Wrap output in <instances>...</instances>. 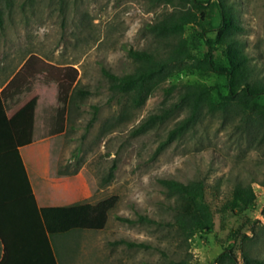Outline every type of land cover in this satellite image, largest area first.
<instances>
[{"label":"rangeland","instance_id":"1","mask_svg":"<svg viewBox=\"0 0 264 264\" xmlns=\"http://www.w3.org/2000/svg\"><path fill=\"white\" fill-rule=\"evenodd\" d=\"M228 2L235 6L243 27L236 37L255 76L264 80V0ZM172 9L157 0H0V90L31 53L79 70L66 131L48 140L47 147L35 149L34 175L42 174L58 187L62 180L73 181L82 173L93 183V202L118 195L103 229H73L52 236L60 264L169 260L211 264L225 249H232L240 261L242 249L264 260L263 128L251 131L250 122L240 115L218 111L171 138L170 130L188 113L181 108L164 121L139 129L149 115L177 100L183 83L219 84L224 89L226 78L180 74L138 108L129 95L115 89L112 75L122 76L134 68L128 48L153 46L146 25ZM171 83L178 84L172 92L167 90ZM45 86L38 80L34 90ZM80 88L89 93L80 96ZM50 93L47 90L46 95ZM32 104H25V109ZM26 110L12 116L13 124L29 119ZM15 130L23 144L26 134L16 125ZM114 164L113 179L104 182ZM161 178L205 182L206 198L215 213L212 232L187 238L178 230L177 201ZM239 183H252L256 200L250 209L234 214L224 204ZM1 252L0 244V256Z\"/></svg>","mask_w":264,"mask_h":264},{"label":"trees","instance_id":"2","mask_svg":"<svg viewBox=\"0 0 264 264\" xmlns=\"http://www.w3.org/2000/svg\"><path fill=\"white\" fill-rule=\"evenodd\" d=\"M157 1L173 9L146 25L153 46L128 48L134 68L122 76L112 75L115 89L129 95L132 106L138 108L154 90L180 74L213 73L225 77L226 84L223 89L219 84L183 83L177 100L160 113L149 115L139 129L162 122L175 110L186 108L187 115L170 130L171 138L181 136L204 116L218 111L240 115L250 122L251 131L262 127L264 135V80L255 76L250 58L236 37L243 27L235 6L228 0ZM78 78L75 65L57 64L31 53L0 90V264H59L52 236L73 229H103L118 200V195H111L94 203L40 207L11 128L9 114L18 112L32 100L35 83L40 80L56 84L57 104L33 105L31 136L27 134L26 142L65 131ZM177 87V83H171L167 90L172 92ZM77 92L80 96L89 93L81 88ZM115 169L114 164L104 182L113 179ZM160 181L177 201L174 224L182 234L191 238L198 232L214 230L215 213L206 198L203 180L182 182L161 178ZM255 200L252 183H239L224 208L238 214L250 209ZM166 264L193 263L169 260ZM211 264H264V260L242 249L240 261L232 249H225Z\"/></svg>","mask_w":264,"mask_h":264},{"label":"crops","instance_id":"3","mask_svg":"<svg viewBox=\"0 0 264 264\" xmlns=\"http://www.w3.org/2000/svg\"><path fill=\"white\" fill-rule=\"evenodd\" d=\"M9 80V79H8ZM7 80V81H8ZM47 86L39 89L34 90V95L30 98L33 101V104L29 109H25V104L21 106V108L18 110V112H15L14 114H9L10 117V124L11 128L13 130V133L16 137V141L21 153V156L23 158V161L25 163V166L27 168V172L33 187V191L35 193L38 205L40 207H48V206H66L70 204H74L77 202H93V198L95 196L94 193V187L93 183L89 178H86L83 176L82 173H79L75 176L73 181H66L62 180L61 184L59 186H54L49 182V178L40 175L39 173L37 175H34V168L37 167L36 159H35V149L37 147H47L48 143L47 141L50 140L53 137L62 135L65 131L55 134L50 137H46L43 139H40L38 141H33L32 143L26 142L27 141V134L29 133V128L31 126V117L34 113V106L35 104H39L42 102H45L46 104L56 105L57 104V87L55 83L51 84H45ZM35 89V88H34ZM47 90H51L52 93H50V96H47ZM39 94V97L41 100H38L37 96ZM45 94V95H44ZM49 97V100L46 101L45 97ZM30 101V102H31ZM56 101V102H55ZM29 102V103H30ZM28 104V103H27ZM21 110H26V113L28 114L29 119L27 121L22 122H16V124H13L12 122V116L18 114ZM15 125L18 127L19 130L24 131V134H26V138L24 139L23 144H21L17 138V132L15 130ZM44 143V145H40V143ZM36 164V165H35ZM52 240V238H51ZM53 242V240H52ZM54 245V244H53ZM56 251V249H55ZM57 253V252H56ZM2 254V252H1ZM58 257V255H57ZM59 259V258H58ZM60 264V262H59Z\"/></svg>","mask_w":264,"mask_h":264}]
</instances>
